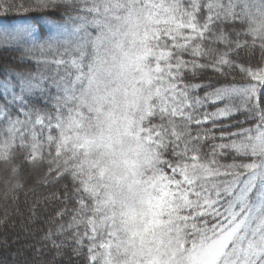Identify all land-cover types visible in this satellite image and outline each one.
<instances>
[{
	"label": "snow or ice",
	"instance_id": "obj_1",
	"mask_svg": "<svg viewBox=\"0 0 264 264\" xmlns=\"http://www.w3.org/2000/svg\"><path fill=\"white\" fill-rule=\"evenodd\" d=\"M0 52L22 264H264V0H0Z\"/></svg>",
	"mask_w": 264,
	"mask_h": 264
},
{
	"label": "trees",
	"instance_id": "obj_2",
	"mask_svg": "<svg viewBox=\"0 0 264 264\" xmlns=\"http://www.w3.org/2000/svg\"><path fill=\"white\" fill-rule=\"evenodd\" d=\"M6 55H9V54L0 52V65L5 63ZM0 172H2V171H0ZM37 173H39V175ZM2 174H3V172H2ZM2 174H0V175H2ZM41 174H42V172L40 170H33L32 171L33 180L30 181V184H31V186L35 187V194L34 195L29 194L28 195L27 203L30 205L33 201L39 200V204L37 205V207H41V206L42 207H41V211L38 213V215L41 217V219H47V214H52L53 209L60 207V205L54 203L51 200H46L45 198L48 197L49 193H51L53 191H59V187L55 186V185L51 186V187L37 186L34 183V181ZM0 188H2V185H0ZM20 200H21V210L23 211L24 207H25V205H24L25 197H24L23 193L20 194ZM8 203H9V201L7 203L4 202V204H0V215L3 214V209L5 207H7L9 209V211H12V208L10 207V204L8 205ZM19 222L22 223V220L20 217L15 216V215H13L11 217L10 224H14V225L16 224L17 225ZM24 223H26V221H24ZM10 224L5 229L0 230V240L6 239L7 236L12 237L11 240H14L17 233H19L21 236L23 235V233L20 232V228H17V230L12 231L10 229ZM20 226H21V224H20ZM37 227H43V225H37ZM29 239H31V238H29ZM25 244H26V242L21 241L20 244H18V245L15 244V249H18L17 248L18 246L20 248H22L25 246ZM10 250L14 251L13 248H11ZM17 252L15 253L14 257H12L11 254L9 256L6 255V257L1 256L2 252H0V262H3V264H11L13 258H15L16 260L21 261V264H22L23 257L20 255V253H17ZM64 259L66 261L67 256H65Z\"/></svg>",
	"mask_w": 264,
	"mask_h": 264
},
{
	"label": "rangeland",
	"instance_id": "obj_3",
	"mask_svg": "<svg viewBox=\"0 0 264 264\" xmlns=\"http://www.w3.org/2000/svg\"><path fill=\"white\" fill-rule=\"evenodd\" d=\"M8 55H6V57H7ZM0 174H2V172H0ZM38 175H39V173H37ZM3 175V174H2ZM37 186H39V185H37ZM0 204H4V201H3V199H0ZM10 204V207L12 208V202L11 201H9V203H8V205ZM20 222L16 225H14V224H10V229L12 230V231H15V230H17V228H20ZM13 225L15 226V227H13ZM10 230V231H11ZM6 239H8L9 240V243H10V249L11 248H13L14 249V251L13 250H10L9 248H7V249H5V248H3V247H1L0 248V252H2V254H1V256H4V257H6V255H10L11 254V256L12 257H14L15 256V253L17 252V253H20L21 252V250L23 249V247L22 248H20L19 246L17 247L18 249H15V244H13L12 243V241L13 240H11L12 239V237H10V236H7V238ZM5 249V250H4ZM4 250V251H3Z\"/></svg>",
	"mask_w": 264,
	"mask_h": 264
}]
</instances>
